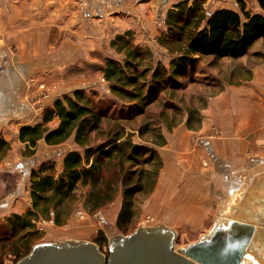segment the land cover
<instances>
[{
    "label": "trees",
    "instance_id": "obj_1",
    "mask_svg": "<svg viewBox=\"0 0 264 264\" xmlns=\"http://www.w3.org/2000/svg\"><path fill=\"white\" fill-rule=\"evenodd\" d=\"M202 1L182 0L167 11L166 29L160 39V44L172 54L167 64L156 59L151 48L136 43L131 30L119 33L110 42L113 56L105 58L101 68L111 99L105 102L94 90L88 93L76 90L46 109L42 122L21 126L19 139L26 144L24 153L34 154L41 139L48 145H56L73 137L79 148L65 154L59 172L53 160L42 162L32 171L31 207L11 214L0 226V256L7 245L14 246L9 251L28 255L32 241L40 237L34 226L36 220L52 219L56 225L63 224L78 202L79 186L86 190L90 211L105 206L121 191L116 226L123 231L130 227L136 197L153 190L162 162L156 149L159 141L152 145L135 143L126 131V124L141 117L142 125L154 104L161 105L162 120L170 118L166 110L179 113L182 106L178 105L181 99H176L177 93L186 90L183 79L199 62L206 57L210 58L209 64L226 59L240 61L257 40L264 38V0H256L260 13L246 10L242 2L239 11L220 8L206 13ZM252 53L264 56L263 51ZM245 67L248 78L251 68L246 63ZM112 104L125 112L115 116ZM186 112L187 122L198 117L194 108H186ZM55 117L58 124L51 128L47 124ZM173 120L172 116L166 120L167 124L176 123ZM159 137L162 138L160 134ZM10 147L0 137V155ZM94 243L101 249L108 247L103 231ZM21 247L24 252H20ZM106 254L109 256V250Z\"/></svg>",
    "mask_w": 264,
    "mask_h": 264
},
{
    "label": "crops",
    "instance_id": "obj_2",
    "mask_svg": "<svg viewBox=\"0 0 264 264\" xmlns=\"http://www.w3.org/2000/svg\"><path fill=\"white\" fill-rule=\"evenodd\" d=\"M106 1L88 0L82 10L79 0H0V133L7 142L11 143L15 136L21 143V126L42 122L44 112L35 111L28 102V96L39 91L41 84L50 92L44 109L52 108L56 99L76 90L101 92L105 87L100 82L101 68L105 58L113 56L110 42L114 36L125 30L138 32L140 24L145 26L146 36L159 34L148 19L147 6L152 0L138 1L137 18L141 20L134 19L131 13L123 16L116 12L124 0H110L114 13L104 8ZM143 33L137 35L136 41L144 40ZM258 58L248 78L236 87L226 86L210 101L206 111L210 118L203 124L205 131L210 126L207 123L213 122L221 131L219 136L206 132L207 141H202L215 173L211 170L207 175L206 170L196 169L198 164L193 166L194 170L188 172L193 190L183 203L188 206L181 203L178 208L188 211L189 225L208 228L202 235H207L218 217L256 227L264 225V214L256 213L255 208L260 205L254 200L255 193L264 195L263 186L254 188L258 179H264V57ZM57 124L55 117L47 125L55 128ZM10 129L15 133L12 138ZM21 145L24 150L25 143ZM55 147H64V153L59 155L62 162L67 151L77 149L73 139L56 145L41 139L34 162L51 159ZM10 152L4 165L20 157L16 149ZM204 183L211 194L202 201V197H197V188ZM18 203L21 205L20 200ZM168 204L175 208L170 198L163 201L164 208ZM72 217L68 222H72Z\"/></svg>",
    "mask_w": 264,
    "mask_h": 264
},
{
    "label": "rangeland",
    "instance_id": "obj_3",
    "mask_svg": "<svg viewBox=\"0 0 264 264\" xmlns=\"http://www.w3.org/2000/svg\"><path fill=\"white\" fill-rule=\"evenodd\" d=\"M124 1V5H120V9L116 12L123 16L131 13L132 16L135 15L136 18L134 19L141 20L140 17L137 18V4L139 0ZM128 1L130 2L128 3ZM141 1L147 3L150 0H140V2ZM179 1L182 0H152L151 5H143L144 7L147 6V8H149L148 19L151 26L159 31V34L156 36H146V33H143L145 32V26L141 24L139 25L141 28L140 31L137 32L136 30H131L134 41L140 45L151 48L156 59L161 60L165 64L171 60L172 54L160 44V39L163 31L166 29L165 20L167 11ZM84 2L85 6L83 8H86L88 0H84ZM241 2L244 3L246 10L251 13L261 12L256 0H203L202 4L204 11L210 13L218 8H232L239 11V5ZM106 3L107 4H104V8L114 13L113 4L110 3V0H107ZM79 4L81 5L80 0ZM162 20H164V22H162ZM137 23H140L139 20H137ZM140 32L145 35L142 38L144 40H141V43L136 41L137 35ZM256 50L264 51V38L257 40L251 46L249 53H247L240 61L236 59H226L224 61H219L216 64H209L210 58H204L198 63L196 69L183 79L186 90L184 92H178L176 98L177 100L181 99L178 103L180 107L182 106L179 113L176 114L173 110H166V114H168L170 118L162 120L159 116L161 105L154 104L149 107V118L143 120L142 125L140 124L142 122L141 117L126 124V131L131 134V139L135 143H147L148 145H152L153 143L157 144L156 140L159 141V145L156 146V149L162 162L153 190L147 195L146 192L137 195L134 221L126 231L119 230L116 226L117 216L122 202L121 191H119L118 195L105 206L90 211L84 194L86 190L82 186H79L77 194H80V197H78V202L75 204L70 215V217L73 216L72 222H68L70 217L61 225H56L52 219L48 220L41 218L36 220L34 226L39 232L40 237L39 239L32 241V246L34 247L40 243L65 242L67 240L90 241L94 243L98 233L103 231L108 240V247H104L103 249L99 248L103 254L107 255L106 251L109 250L110 237L118 235L125 236L132 234L140 227H159V225H164L174 231L176 236L174 244L175 250L198 241L201 236H203L202 233H206L204 230H208V228L205 226L195 227L189 225L188 211H180L178 208L181 206V203L183 204L184 201H186L185 198L188 197L187 195L189 191L193 190V180L188 179V172L194 170L193 166H197L198 164L200 168L197 166L196 169H201L202 171L206 170L207 175H209L211 170L214 172V169H211L210 157L202 143V141H207L204 137L207 128L206 125L204 127L203 124H205L207 119L210 118L206 114V111L208 110L210 101L215 96L219 95L226 86L230 85L236 87L242 83L245 79L244 73H246V71H244V68H246L245 63L249 68H252L254 67L253 63L259 59L258 55L254 56V53H252ZM116 57L119 58L121 56L116 55ZM101 80L100 82L105 84V87L102 85L103 91H96L94 93L98 94V96L106 102L111 99V92L109 84H107L103 74L101 75ZM45 88V92L36 91L28 96V102L35 111L44 112L46 110V108L44 109V101L48 98L50 92L49 88L46 86ZM164 100L165 99L163 98V101ZM111 107L115 112V116L119 114L121 115L125 112L124 108H120L118 105L115 106L112 104ZM186 108H194L198 110V117L187 122L188 114ZM172 116L174 117L173 121L176 123L167 124V122L172 119ZM207 125H210L207 132L209 135L219 136L221 134L216 123H207ZM140 131L143 134H141ZM9 134L12 138V134L15 133L10 129ZM159 134L162 137L161 139ZM0 137L4 138L1 133ZM13 138L14 140H11V143H9L11 146L10 149L0 155V177L2 176L4 178L3 184L0 185V226L4 224L5 219L11 214L25 212L31 207V174L33 170L38 169L40 164H42V162L39 164H37L36 161L34 162L33 155L36 153V147L34 154L31 155L27 152L24 153L26 148L24 150L22 149L21 143L23 142L20 141L21 143H19L15 136H13ZM69 139L72 140L73 137H70ZM76 147L79 148L77 145ZM13 149H16V151L20 153V157L15 159L13 163L4 165L2 163L3 160L11 157L10 151ZM52 150V154H54L52 158H47L43 162L53 160L55 162L56 171L59 172L61 170L60 167L62 166L60 162L63 163L61 161L62 156L60 157L59 155L64 153V147H61V149L60 147H55L52 148ZM208 181H210V179H208ZM257 181L258 185H254V188H260L259 186L264 187V179H258ZM213 182L218 186L221 185L218 183V180H214ZM158 185L159 188L157 189ZM205 187L204 183L197 188V197L198 199H201L202 197V201L211 194V190ZM207 187H210V185ZM167 197L170 198V202L175 203V208L170 204L166 205L164 208L163 201L168 199ZM156 199H159L157 201L158 203L156 202ZM18 200L21 201V205L18 203ZM254 200L258 201V205H260L255 208L256 213L263 215L264 195L255 193ZM183 206L188 205L183 204ZM170 207L172 209H170ZM202 207L203 212L205 213L207 210L205 205ZM261 219L263 218L261 217ZM258 227L264 228V225H258ZM10 238L13 237L10 236ZM10 238L8 240L12 241ZM12 247L14 246H6L4 250L5 252L0 256V264H15L25 257L24 254H17V251H9ZM23 250L24 248L21 247L20 252H24Z\"/></svg>",
    "mask_w": 264,
    "mask_h": 264
},
{
    "label": "water",
    "instance_id": "obj_4",
    "mask_svg": "<svg viewBox=\"0 0 264 264\" xmlns=\"http://www.w3.org/2000/svg\"><path fill=\"white\" fill-rule=\"evenodd\" d=\"M174 231L140 227L109 238V256L90 241L40 243L15 264H264V228L216 218L207 235L174 249ZM11 264V263H8Z\"/></svg>",
    "mask_w": 264,
    "mask_h": 264
},
{
    "label": "built area",
    "instance_id": "obj_5",
    "mask_svg": "<svg viewBox=\"0 0 264 264\" xmlns=\"http://www.w3.org/2000/svg\"><path fill=\"white\" fill-rule=\"evenodd\" d=\"M80 2H81V8H83L85 6V2H84V0H80ZM162 22H164V20H162ZM45 89L46 88L43 84L40 85V89H39L40 92H45Z\"/></svg>",
    "mask_w": 264,
    "mask_h": 264
},
{
    "label": "flooded vegetation",
    "instance_id": "obj_6",
    "mask_svg": "<svg viewBox=\"0 0 264 264\" xmlns=\"http://www.w3.org/2000/svg\"><path fill=\"white\" fill-rule=\"evenodd\" d=\"M4 178L1 176L0 177V185L3 184Z\"/></svg>",
    "mask_w": 264,
    "mask_h": 264
},
{
    "label": "bare ground",
    "instance_id": "obj_7",
    "mask_svg": "<svg viewBox=\"0 0 264 264\" xmlns=\"http://www.w3.org/2000/svg\"><path fill=\"white\" fill-rule=\"evenodd\" d=\"M97 10V9H96Z\"/></svg>",
    "mask_w": 264,
    "mask_h": 264
}]
</instances>
